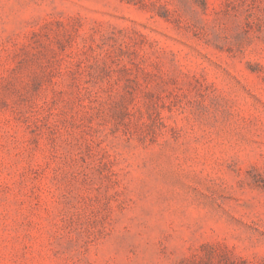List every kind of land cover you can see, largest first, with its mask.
I'll list each match as a JSON object with an SVG mask.
<instances>
[{
	"label": "rangeland",
	"instance_id": "obj_1",
	"mask_svg": "<svg viewBox=\"0 0 264 264\" xmlns=\"http://www.w3.org/2000/svg\"><path fill=\"white\" fill-rule=\"evenodd\" d=\"M0 264H264V0H0Z\"/></svg>",
	"mask_w": 264,
	"mask_h": 264
}]
</instances>
